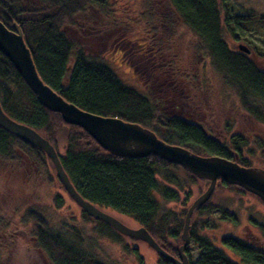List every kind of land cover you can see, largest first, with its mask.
I'll use <instances>...</instances> for the list:
<instances>
[{
    "label": "trees",
    "instance_id": "obj_1",
    "mask_svg": "<svg viewBox=\"0 0 264 264\" xmlns=\"http://www.w3.org/2000/svg\"><path fill=\"white\" fill-rule=\"evenodd\" d=\"M108 7L109 0H0V20L9 29H13L15 24L21 27L42 80L79 108L139 124L167 143L185 147L199 155L220 156L245 167L253 166L252 152H247L249 140L244 135L231 133L222 139L187 116H168L158 108L156 98L127 84L100 57L87 53L83 48L75 51V42L64 31L65 26L75 25L86 30L90 26L84 25L90 22L86 19L92 18L89 11L106 17ZM146 14L155 23L159 21V15L163 16L164 22H161L163 26L167 24V32L178 22L190 29L200 42L196 48L198 53L208 58L221 73L247 114L264 124V67L253 57L264 59V52L246 39L249 25L259 23L264 29V14H234L223 0H147ZM123 26L122 23H112L110 38L105 37L109 31L96 37L101 38L100 43L108 44ZM227 34L234 41L245 40L251 52L245 53L230 45ZM175 87L162 84L157 89V97L171 91L178 93ZM0 104L11 119L34 128L54 146L72 184L85 200L101 210L111 209L134 219L164 250L165 255L158 253V264H176L171 258L179 259V248L184 243L182 232L193 194L192 186L199 196L209 186L207 182L181 165L155 155L128 158L110 153L83 128L66 123L60 113L43 106L1 50ZM61 140L64 142L63 151H60ZM258 157L264 168L262 141L258 142ZM52 175L62 184L42 147L0 127V195L10 194L6 192L14 184L13 177L28 179L34 184V198L38 197L36 194L42 197L43 191L38 190L35 184L52 185ZM9 179L10 185L6 183ZM22 185L24 195H30L28 183L23 182ZM223 186L247 193L239 186L218 180L211 198L192 216L189 232L191 241L199 248V255L194 260L185 249L188 264H239L203 233L205 229L219 227L214 220L209 224L215 212L221 213L220 221L235 224L239 221L235 213L213 201L215 192ZM15 192L11 191L12 194ZM22 194L21 191L17 193L18 201ZM182 195L185 207L180 212L164 204L178 202ZM52 198L55 211H59L65 204L64 199L60 194ZM81 211L84 220L96 224L93 229L96 236L120 244L127 255L144 264L138 249L126 241L137 239L124 236L85 210ZM21 213V224L30 223L37 247L52 264H108L95 252L96 240L88 239L84 230L75 224L61 217H52L36 205L27 206ZM253 222L264 234V224L254 219ZM222 244L240 257L241 264H264V249L248 239L225 236Z\"/></svg>",
    "mask_w": 264,
    "mask_h": 264
},
{
    "label": "rangeland",
    "instance_id": "obj_2",
    "mask_svg": "<svg viewBox=\"0 0 264 264\" xmlns=\"http://www.w3.org/2000/svg\"><path fill=\"white\" fill-rule=\"evenodd\" d=\"M223 1L234 14H264V0ZM146 5L147 0H109L106 17H100L97 12L90 10L89 16L92 18L86 19L90 20L89 23H84L90 25L86 30L75 25H67L64 31L75 42V51L83 48L87 53L100 57L111 65L127 84L151 95L153 99L156 98L158 108L168 116H187L200 122L222 139L231 133L244 135L249 140L247 152H252L250 158L254 163L253 166L263 168V163L258 157V142H264V124L247 114L236 92L227 86L221 73L208 58L198 53L196 48L200 46V42L197 36L181 22L167 32V24L162 25L163 16L157 17L159 20L157 23L148 19ZM115 22L122 23L123 29L118 31L108 44L100 43L101 38L96 36L109 31L111 24ZM154 28L157 29L156 32L153 31ZM110 35L109 31L105 37L110 38ZM226 39L233 47L246 45L245 40L234 41L229 34L226 35ZM246 39L256 45L260 52H264V29L259 23L248 26ZM253 57L260 66L264 67V59L261 56ZM162 84L170 87L175 85L178 93L173 94L171 91L160 94L158 98L157 89L162 87ZM63 149L64 142L61 140L60 151ZM52 176L53 181L50 186L44 187L41 182L35 184L38 190L43 191L41 198L37 194L39 198H34L32 194L34 184L28 179L25 181L24 178L20 180L13 177L11 179L14 180V184L11 190L8 189L6 192L10 194L0 195V264H52L45 253L37 247L32 237L30 223L21 224V211L23 212L29 205L43 208L48 215L64 218L84 230L88 239L96 240L95 252L106 263L140 264L134 257L127 255L120 244L96 236L93 231L96 224L84 220L82 208L69 196L62 184L56 181L55 176ZM11 179L6 183L10 185ZM23 182L28 183L29 187H25H28V191L31 190L30 195H24ZM43 182L45 183V180ZM192 189L189 205L198 197L195 187L192 186ZM11 191L16 192L12 194ZM19 191L23 194L18 201ZM55 194H60L65 201L59 211H55L53 203L52 197ZM183 199L182 195L180 201L164 204L180 212L185 207ZM213 201L235 213L239 219L237 224L224 222L219 220L220 212L213 214L209 224L216 221L219 227L205 229L203 233L213 239L216 247L224 250L239 264H241L240 257L223 246V237L248 239L255 246L264 249V234L259 225L253 222L254 219L264 224V202L258 196L248 191L242 193L237 189L232 190L223 186L215 192ZM18 203L22 204V208ZM105 212L131 228H140L139 224L128 216L111 209H105ZM126 241L130 246L138 249L144 264H158L159 255L147 242L129 239ZM186 249L196 260L199 255L198 246L191 241ZM184 252L186 254L185 250Z\"/></svg>",
    "mask_w": 264,
    "mask_h": 264
},
{
    "label": "water",
    "instance_id": "obj_3",
    "mask_svg": "<svg viewBox=\"0 0 264 264\" xmlns=\"http://www.w3.org/2000/svg\"><path fill=\"white\" fill-rule=\"evenodd\" d=\"M238 48L245 53L251 52L244 44L238 45ZM0 50L14 64L43 106L53 112L60 113L66 123L83 128L110 153L128 158H144L155 155L169 163L181 165L209 184L207 189L193 200L186 212L182 232L184 243L179 248V259L171 258L176 264H188L184 250L191 243L189 231L192 216L211 198L219 179L227 184L239 186L258 196L264 202V168L245 167L237 161L220 156L196 154L185 147L167 143L149 128L117 117L93 114L67 101L40 77L31 51L25 42L23 31L18 24H15L13 29H9L0 20ZM0 127L22 140L42 147L51 159L56 174L69 196L87 214L96 220L105 222L124 236L147 242L157 253L165 255L164 250L145 228H131L115 216L85 200L72 184L54 146L34 128L11 119L1 104Z\"/></svg>",
    "mask_w": 264,
    "mask_h": 264
}]
</instances>
